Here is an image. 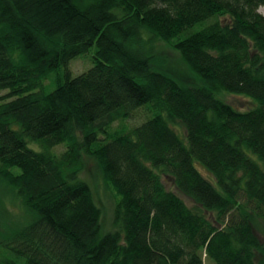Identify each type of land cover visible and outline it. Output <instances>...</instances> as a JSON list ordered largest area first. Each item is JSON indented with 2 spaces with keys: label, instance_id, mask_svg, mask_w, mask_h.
<instances>
[{
  "label": "trees",
  "instance_id": "16d2710c",
  "mask_svg": "<svg viewBox=\"0 0 264 264\" xmlns=\"http://www.w3.org/2000/svg\"><path fill=\"white\" fill-rule=\"evenodd\" d=\"M260 6L0 0V182L25 214L2 226L0 264H264ZM156 41L191 81L162 68ZM88 172L115 193L107 230Z\"/></svg>",
  "mask_w": 264,
  "mask_h": 264
},
{
  "label": "rangeland",
  "instance_id": "374dc122",
  "mask_svg": "<svg viewBox=\"0 0 264 264\" xmlns=\"http://www.w3.org/2000/svg\"><path fill=\"white\" fill-rule=\"evenodd\" d=\"M258 11H260L262 14H264V7L260 6L258 8ZM156 60L160 61L165 59L166 62H164V67L167 72L175 76L181 81H191L193 79V75L190 73V70L180 61L178 54L170 49L164 42L156 41ZM95 47H91L88 52L81 54L80 56H77L76 58H73L69 62V69L72 73V75H76L80 73L83 70L88 69L92 66L93 60L92 55L94 52ZM87 55V56H86ZM158 57V58H157ZM63 71V69L61 70ZM54 77V75H53ZM52 75L45 81L46 88L48 90L52 89ZM7 91L2 90L0 91V96L6 94ZM218 97H223L226 101L231 103L234 107L243 110L253 105L252 99L246 95L242 94H231L226 92H221L217 95ZM139 118L144 117L145 114L139 115V112H137ZM136 117V118H138ZM135 119L127 121V124H130L134 122ZM117 125V123L115 124ZM177 128H175L180 135H182V128L178 125H176ZM181 130V131H180ZM29 145H33V143H29ZM35 145V144H34ZM63 149L62 145H58L54 148L56 151H60ZM17 170V168H15ZM91 169V168H90ZM205 174L208 175L206 171H203ZM90 172H88V175H84L90 182L94 193L95 198L97 202L99 203L100 207L102 208V224L104 229L111 228V220H112V211H113V205L114 201L116 199L115 193L112 190L111 187L107 186L102 179L94 174L92 177L89 175ZM211 178V177H210ZM167 186L169 188L174 189L173 185L170 181H168ZM183 199L189 204L192 205L193 202L188 197L181 195ZM25 218V214L22 211L21 205L17 199H13L9 195V190L7 189V186L4 182H0V230L2 229V226H4L6 220L8 219V222H15V220H22ZM255 232L258 235L259 239L262 243H264V226L260 224L257 228H255ZM4 235L3 233H1ZM205 264H215L213 260L205 258Z\"/></svg>",
  "mask_w": 264,
  "mask_h": 264
}]
</instances>
